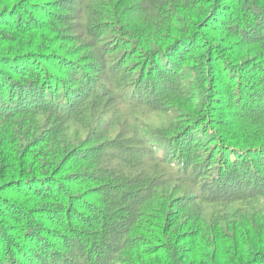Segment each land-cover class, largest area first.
Here are the masks:
<instances>
[{"label":"trees","instance_id":"obj_1","mask_svg":"<svg viewBox=\"0 0 264 264\" xmlns=\"http://www.w3.org/2000/svg\"><path fill=\"white\" fill-rule=\"evenodd\" d=\"M0 264H264V0H0Z\"/></svg>","mask_w":264,"mask_h":264}]
</instances>
